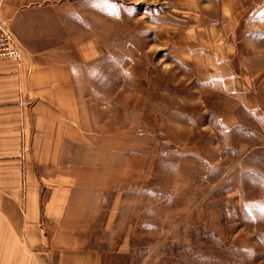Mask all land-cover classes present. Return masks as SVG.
I'll return each mask as SVG.
<instances>
[{
	"label": "rangeland",
	"instance_id": "obj_1",
	"mask_svg": "<svg viewBox=\"0 0 264 264\" xmlns=\"http://www.w3.org/2000/svg\"><path fill=\"white\" fill-rule=\"evenodd\" d=\"M75 6L96 12L79 26L101 52L80 106L108 176L124 163L123 253L106 264H264V0Z\"/></svg>",
	"mask_w": 264,
	"mask_h": 264
},
{
	"label": "crops",
	"instance_id": "obj_2",
	"mask_svg": "<svg viewBox=\"0 0 264 264\" xmlns=\"http://www.w3.org/2000/svg\"><path fill=\"white\" fill-rule=\"evenodd\" d=\"M76 10L75 0H0V26L20 48L0 60V264H106L123 253V155L109 177L79 100L80 76L101 56L79 25L96 12ZM219 87L236 89L232 78Z\"/></svg>",
	"mask_w": 264,
	"mask_h": 264
},
{
	"label": "built area",
	"instance_id": "obj_3",
	"mask_svg": "<svg viewBox=\"0 0 264 264\" xmlns=\"http://www.w3.org/2000/svg\"><path fill=\"white\" fill-rule=\"evenodd\" d=\"M19 56L20 48L14 35L8 29L0 26V60H17Z\"/></svg>",
	"mask_w": 264,
	"mask_h": 264
},
{
	"label": "snow or ice",
	"instance_id": "obj_4",
	"mask_svg": "<svg viewBox=\"0 0 264 264\" xmlns=\"http://www.w3.org/2000/svg\"><path fill=\"white\" fill-rule=\"evenodd\" d=\"M262 211H264V209H262Z\"/></svg>",
	"mask_w": 264,
	"mask_h": 264
}]
</instances>
